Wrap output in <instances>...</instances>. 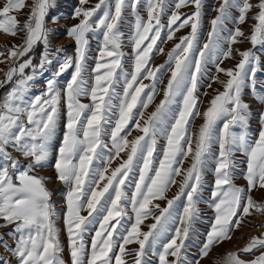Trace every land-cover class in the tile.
<instances>
[{
  "label": "snow or ice",
  "instance_id": "snow-or-ice-1",
  "mask_svg": "<svg viewBox=\"0 0 264 264\" xmlns=\"http://www.w3.org/2000/svg\"><path fill=\"white\" fill-rule=\"evenodd\" d=\"M88 4L89 0H78L70 13L78 21L66 30L75 42V56H61L63 47H51L50 36L57 29L48 24L63 18L51 14L57 0H5L0 7V32L13 37L23 33L21 44L0 50V63L11 65L0 78V89H7L0 97V230H4L0 264H66L53 193L35 174L50 157L56 179L67 186L64 223L71 264H202L214 247L231 239L246 217L264 215V201L252 195L254 190L264 191V111L253 139L249 131L253 113L244 99L248 89L264 106V85L258 87L256 79L264 72V62L255 51L264 48V0H219L202 45L204 0ZM189 7L190 13L181 11ZM26 8L27 18L18 20L17 14ZM128 14L133 19L126 37L122 25ZM249 19L255 24L246 36L241 26ZM229 22L232 28L227 27ZM186 27L190 32L177 38L175 33ZM90 35L99 41V55L92 75L86 76ZM125 39L130 54L123 51ZM174 39L178 42L166 53V62L154 66L153 54H163L161 45ZM245 41L251 49H234ZM236 55L240 59L233 67L221 66ZM126 56L132 61L131 71L125 68ZM70 69V79L61 88L59 80ZM166 73L170 76L163 98L145 116ZM220 74L227 79L220 80ZM206 78L208 88L219 83L223 91L216 90L201 113L198 91ZM40 83L44 87L33 94ZM178 98L177 110L173 106ZM62 100L63 138L54 145ZM198 117L203 123L193 133L192 122ZM133 130L141 134L129 140ZM159 137L166 143L155 166ZM189 157L191 164L184 168ZM116 160L119 163L112 168ZM210 162L213 182L205 203L215 215L205 238L192 244ZM238 177L245 180L244 186L236 183ZM173 185L178 191L169 199L166 193ZM155 200H166V206L153 204ZM133 217L126 227L123 221ZM150 217L154 222L143 231L141 225ZM90 231L94 235L89 245ZM131 244L138 247L129 249ZM190 247L197 248L194 255ZM243 254L255 258L245 260ZM216 264H264V235L252 237L244 248L227 253Z\"/></svg>",
  "mask_w": 264,
  "mask_h": 264
},
{
  "label": "rangeland",
  "instance_id": "rangeland-1",
  "mask_svg": "<svg viewBox=\"0 0 264 264\" xmlns=\"http://www.w3.org/2000/svg\"><path fill=\"white\" fill-rule=\"evenodd\" d=\"M97 2L98 0H89V4L87 5V7H91ZM4 3H5V0H0V7H2ZM28 3H31V0H28ZM75 5H78V0H57L56 9L51 10V14L63 16V18L59 20L58 24H51V23L48 24L49 28L57 29V32L50 36V39L52 40L51 47L54 49L63 47L64 52L61 53V56H64V55L75 56V42L74 40H72L66 35L67 28L71 27L73 24L78 22L77 20H73L70 17V13L72 12L73 6ZM218 5H219V0H204L203 14L201 18V27L199 30V40H200L201 45L206 40L207 33L211 28V25H210L211 19H213L217 15L215 8H217ZM192 10L193 9L190 7L181 9L183 13H190ZM27 14H28V9L26 8L23 11V13L17 14V19L20 21H23L27 18ZM233 14L234 15L236 14L235 10H233ZM141 15L146 18V12L144 10H141ZM132 19L133 17L130 14H128L124 24L122 25V30L125 32L126 37L131 28L129 21H131ZM254 24H255V21L249 19L246 21L244 25L241 26L246 36L251 34L252 27ZM227 27L232 28L233 24L229 22ZM189 32H190V28L186 27L176 32L175 36L178 38V37L187 35ZM22 37H23V33H19L16 37H13L11 35H6L3 32H0V50L10 47L13 43L17 45L21 44ZM89 40H90V50L88 51V60H87L88 71L85 73L86 76L92 75V69L95 67L96 59L99 55L97 51V47L99 43L98 39L92 38L90 35ZM176 42H178V40L174 39L173 41H167L166 43L161 45L165 50L164 53L163 54L154 53L151 63L154 66L164 64L167 60L166 53L173 48ZM233 47L234 49H239L243 51V50L251 49L252 45L249 42L245 41L243 43H238L234 45ZM40 50L41 48L38 46L36 49V54H38ZM123 51L127 54H130L132 51L131 47L128 46L127 44V39H125V46L123 48ZM255 51L257 55L261 56L262 62H264V48H260L258 46L257 49H255ZM239 59L240 57L236 55L235 59L226 60L221 66L222 67H233L236 63H238ZM124 65H125L126 70L128 71L132 70V61L128 56L125 57ZM10 66H11L10 63L8 62L0 63V78H3L4 72H6ZM209 67L212 69L213 72L215 71L213 66L210 65ZM71 71L72 70L70 69L60 78L59 85L61 86V88H63V85L67 82L68 79H70ZM44 75L46 78L49 75V73H45ZM169 76H170V73H166L162 77L163 82L160 85H158V92L155 96V99L149 105V107L146 110H144L145 116H147L152 111H154L155 107L159 104L160 100L163 98V89L167 84V80ZM219 79L226 80L227 77L224 76L223 74H220ZM256 79H257L258 87L261 85H264V72L258 73ZM89 83H91V81H89ZM144 83L147 84L149 83V81L145 80ZM202 84L204 85V87H201L198 91V95L201 101L199 105L201 113L204 110H206V108L209 106V101L216 94V90L223 91V86L219 83H212V87L208 88L207 78L204 81H202ZM43 87L44 85L42 83L36 85L35 88L33 89V94L38 92ZM5 91H7V89H0V97H2ZM117 91H122V89L118 88ZM204 93H207V95H205ZM244 99L246 102L250 104L251 110L253 113L250 119V122H249V131H250V136L253 139H255L258 136V129L260 127L258 123L259 113L261 111H264V106L255 102L254 97L250 94L248 89L245 90ZM82 102L90 103V100L88 98H82ZM173 107L174 109H177V110L179 109L180 107L179 98H178V103L174 105ZM64 112H65V109H64V103L62 100L61 101V118H60V123L58 124V127H57L56 136L53 140L54 145H58L60 141H62V138H63L64 123L66 120V116ZM202 123H203L202 117L196 118L192 122V128H191L192 132L193 133L198 132V128ZM220 126L221 125L218 124L217 128L219 129ZM237 131H239V129H237ZM140 134L141 133H139L138 131L133 130L131 135L128 137V139L131 140L135 136L140 135ZM165 143L166 141L163 137L158 138L157 152L154 154V157L156 160L155 166H158V161L162 157V148ZM217 150H218L217 146L214 145L213 152L215 153ZM54 155H55V150H53V156ZM22 163H26V162L22 161ZM118 163H119V160L114 161L111 167L115 168L118 165ZM53 164H54V159L50 157L48 165H46L43 168L37 169L35 174L44 178L47 188L49 189L50 192L53 193L52 201L54 203L55 211H56L55 226L59 230V238L61 240L62 246L64 247V252L62 255L66 261V264H71L69 250H68V238H67V233H66L65 223H64V217H65V212H66L65 193L67 191V186L61 184L56 179V172H55L54 167L52 166ZM190 164H191V157L185 160L184 168L189 167ZM212 167L213 165L210 162L209 170L205 177L206 184L202 192L201 203L198 205V207L201 209L200 219L197 220L193 225L195 232L192 234V244H198L200 241H202L205 238L204 234L209 230L210 224L214 219V215H215L214 209L209 207V205L205 203V201H207L208 198L210 197V188L213 182V176H212V171H211ZM241 167H244V166L242 165ZM132 176L133 178L137 177L138 171L133 173ZM179 180H180V177H177L178 182ZM236 183L240 186H244L246 182L243 178L238 177ZM126 191L128 192V195L130 196L133 191V187L131 186L128 187ZM177 191H178V187L176 185H173L169 189V191L166 193V195L170 199L177 193ZM252 195H253V198L257 200L258 202L264 201V191L254 190ZM156 203H159L161 208L166 206V200L153 201V204H156ZM178 204L180 205V207H178L177 210L180 211L182 210L183 198L180 202H178ZM128 213H129V216H133L130 208L128 209ZM82 214L86 215L87 213L84 212ZM156 214L158 215L159 213L157 212ZM132 222H134V217H133V220H128L126 218L125 221H123L126 227H130ZM153 222L154 221L151 217L145 220L144 224L141 225L142 230L147 231L148 228L146 227V225H149ZM258 225H264V215L255 214V215L246 217L242 221L241 226L233 232L231 239L226 240L223 243L219 244L218 246L214 247L210 253L209 258H205L202 261V264H216V261L220 260L227 253L238 252L240 249L244 248L252 237H258V236L264 235V227H261ZM93 227H97V226H93ZM2 231L4 230H0V232ZM92 235H94V232L90 231L88 235L86 236V239L88 240L89 245H90V239ZM9 243H12V241L9 240ZM137 247L138 246L136 244H131L128 246L129 249H135ZM2 251L3 250L0 249V252ZM189 251L194 255L197 252V248L190 247ZM256 255H259V253L257 252ZM125 258L129 260L132 259L131 256H128ZM242 258L245 260H251V259H254L255 257L250 254H243ZM152 259L154 261L156 260V258L154 257ZM85 261H87V257L85 258Z\"/></svg>",
  "mask_w": 264,
  "mask_h": 264
}]
</instances>
